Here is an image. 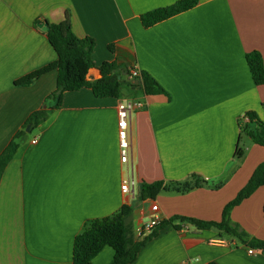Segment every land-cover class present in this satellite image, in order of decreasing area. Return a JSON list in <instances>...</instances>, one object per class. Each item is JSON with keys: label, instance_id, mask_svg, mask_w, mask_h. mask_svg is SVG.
Returning a JSON list of instances; mask_svg holds the SVG:
<instances>
[{"label": "crops", "instance_id": "crops-1", "mask_svg": "<svg viewBox=\"0 0 264 264\" xmlns=\"http://www.w3.org/2000/svg\"><path fill=\"white\" fill-rule=\"evenodd\" d=\"M178 1L0 0V155L32 113L48 112L26 129L0 182V264H73L76 236L125 205L133 208L136 238L153 203L163 221L221 222L264 162V147L243 132L249 112L264 122V85L254 83L246 60L253 51L264 59V0H198L189 11L143 27L142 15ZM67 17L77 37L95 41L89 81L101 77L104 62H116L149 73L168 95H146L139 83L124 86L119 99L84 88L66 92L60 107L48 104L58 55L39 25ZM37 72L30 86L16 85ZM127 100L142 107L129 119L130 161L122 163L117 108ZM194 174L206 184L139 198L143 183H182ZM131 178L135 197L121 191ZM230 220L264 240V186L233 208ZM175 225L148 242L133 264H264V251L230 234ZM114 254L106 246L89 264H110Z\"/></svg>", "mask_w": 264, "mask_h": 264}, {"label": "trees", "instance_id": "trees-1", "mask_svg": "<svg viewBox=\"0 0 264 264\" xmlns=\"http://www.w3.org/2000/svg\"><path fill=\"white\" fill-rule=\"evenodd\" d=\"M198 0H180L177 3L145 13L141 16L144 28H150L158 23L168 20L178 14L193 9ZM48 39L58 55L57 61V85L49 99L56 100V107H60L64 94L81 89H90L97 98H122L124 86L134 87L132 80H138L146 95H168L165 89L147 72H142L139 77L131 76V69L127 66L118 65L116 62H104L100 67L101 77L96 81L88 80V73L93 68L92 55L95 49V41L90 37H77L68 17L60 22L48 25ZM113 50V45L109 46ZM254 83L257 86L264 85V59L260 52L253 51L246 55ZM41 76V72L33 73L16 82L17 86H30ZM128 76V80L124 79ZM137 87V86H136ZM250 123L243 126V132L248 135L255 144L264 147V122L254 112L246 114ZM48 118L46 110H39L30 115L24 128L18 131L7 147L0 155V182L16 155L20 142L27 135L26 129L30 126L35 128L38 124ZM254 125V126H252ZM238 156L243 155L241 149L237 150ZM206 182L199 175H192L190 181L167 184L155 182L143 183L139 198L142 201L154 200L164 190L176 192H188L200 188ZM264 186V162L259 164L249 179L246 186L238 195L229 202L224 211L221 222H205L194 218L174 217L163 221L155 227L151 233L144 237H135L131 216L133 208L125 205L121 210L108 218L95 220L89 223L87 228L76 236L73 246V264H89L106 247L114 251V258L110 264H133L141 249L150 241L155 239L161 230L169 225L177 229L180 226L176 222L187 223L197 230L217 229L238 238L244 244L264 251V240L250 238L246 233L240 231L238 226L232 225L230 214L233 208L250 198L259 188Z\"/></svg>", "mask_w": 264, "mask_h": 264}, {"label": "built area", "instance_id": "built-area-1", "mask_svg": "<svg viewBox=\"0 0 264 264\" xmlns=\"http://www.w3.org/2000/svg\"><path fill=\"white\" fill-rule=\"evenodd\" d=\"M131 76L139 77L140 73L137 69H131ZM142 107V104L135 100H127L120 102L117 108L118 116V137H119V149L121 155V162L128 163L130 161V143L128 137L129 130V119L131 114ZM246 122L249 121L248 118L244 117ZM135 187L136 181L134 178L123 179L121 185L122 194L127 196L135 197ZM162 218L159 214V207L157 204L153 203L151 206V214L147 217V222L143 224L142 228L139 229L138 235L144 236L145 233H151V231L162 223ZM250 254H254V250L249 251Z\"/></svg>", "mask_w": 264, "mask_h": 264}, {"label": "water", "instance_id": "water-1", "mask_svg": "<svg viewBox=\"0 0 264 264\" xmlns=\"http://www.w3.org/2000/svg\"><path fill=\"white\" fill-rule=\"evenodd\" d=\"M39 27H40L43 31H45V32L48 31V24H47V23L40 24ZM139 83H140V82H139L138 80H132V84L134 85V88H135L136 86H138ZM29 131H30V127L27 128V132H29Z\"/></svg>", "mask_w": 264, "mask_h": 264}, {"label": "rangeland", "instance_id": "rangeland-1", "mask_svg": "<svg viewBox=\"0 0 264 264\" xmlns=\"http://www.w3.org/2000/svg\"><path fill=\"white\" fill-rule=\"evenodd\" d=\"M127 96H128V93H127V91H126L124 97H127ZM54 101H56L54 98L49 99L48 104H50V103H52V102H54Z\"/></svg>", "mask_w": 264, "mask_h": 264}]
</instances>
